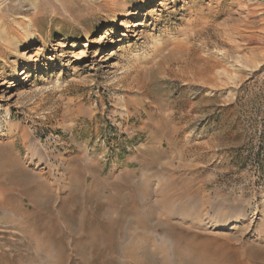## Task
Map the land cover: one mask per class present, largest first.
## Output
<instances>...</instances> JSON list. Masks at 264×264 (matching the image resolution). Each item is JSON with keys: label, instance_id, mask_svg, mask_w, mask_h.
<instances>
[{"label": "rangeland", "instance_id": "374dc122", "mask_svg": "<svg viewBox=\"0 0 264 264\" xmlns=\"http://www.w3.org/2000/svg\"><path fill=\"white\" fill-rule=\"evenodd\" d=\"M0 264H264V0H0Z\"/></svg>", "mask_w": 264, "mask_h": 264}, {"label": "bare ground", "instance_id": "6f19581e", "mask_svg": "<svg viewBox=\"0 0 264 264\" xmlns=\"http://www.w3.org/2000/svg\"><path fill=\"white\" fill-rule=\"evenodd\" d=\"M140 6L143 7V8L146 7L145 3H140ZM115 21H116V18L113 19V23H115ZM6 113L9 114L10 112L7 111Z\"/></svg>", "mask_w": 264, "mask_h": 264}]
</instances>
